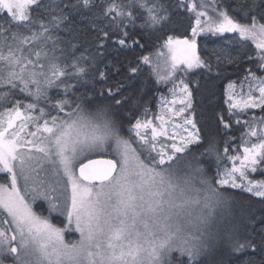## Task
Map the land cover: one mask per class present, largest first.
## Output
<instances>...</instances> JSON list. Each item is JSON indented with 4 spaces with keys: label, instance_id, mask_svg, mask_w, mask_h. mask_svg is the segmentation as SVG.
<instances>
[{
    "label": "snow or ice",
    "instance_id": "snow-or-ice-1",
    "mask_svg": "<svg viewBox=\"0 0 264 264\" xmlns=\"http://www.w3.org/2000/svg\"><path fill=\"white\" fill-rule=\"evenodd\" d=\"M138 3L147 12L141 27L155 28L170 18L168 8L160 0L150 4L146 0H129L126 6L117 5L112 0L103 8L102 15L108 17L115 13L110 23L114 31L122 33L114 41L121 48L139 44V40L131 39L126 30L128 24H135V20L140 18L134 15ZM93 6L92 0H75V3L71 0H49L48 3L44 0H0V12L6 13L7 20L6 27L0 25V87L8 89L0 93V101L9 102L17 88L34 101H39L46 98L47 88L59 87L63 83L69 73L67 66H61L60 56L56 55V42L53 41L50 50L44 45L53 39L51 29L59 28L67 21L70 11ZM179 6H186L189 11L197 8L191 0L187 5L181 0ZM33 7L43 9L50 19H34L31 14ZM124 7L129 11L125 12ZM211 11L215 16H209L207 11L196 12L192 39L169 36L164 42L168 64L164 69L166 75H161L158 68L153 69L157 82L173 80L177 71L211 70L213 57L218 64L225 60L232 62L231 53L225 54L223 49H213L207 57H202L195 40L200 32L213 35L239 33L241 38L250 39L255 44L260 60L264 61V23H259L257 15L253 14L258 12L260 20H264V0L259 4L255 0H242L231 9L245 20L250 17V23L239 22L229 9L221 8L219 4ZM37 25L39 31L35 30ZM120 25L125 28L121 29ZM97 31L100 32L96 37L100 42L97 47H104L112 32ZM25 32H30V35H25ZM41 41L43 43L34 48V44ZM89 59L94 60L95 57H86L83 52L74 57L71 75L78 78L86 75V68L81 64ZM142 61L150 64V57L144 56ZM260 68L264 69V63ZM139 70L140 64H137L130 66L128 72L135 75ZM131 75L126 78L130 79ZM99 76L103 81L106 74L100 71ZM249 77L257 82L259 96H253L250 91L246 99L230 97V110L259 107L264 111V77H256L251 70L246 79ZM180 84L183 87L174 84L170 91L175 96L178 89L182 97L179 103L186 107H181L178 112L169 108L168 112L173 116H181L192 106L189 85L183 80ZM64 87L67 92L70 86L65 84ZM123 88V82L118 81L115 88L109 86L106 93L102 90L101 97L113 103L108 107H96L95 111L84 107L92 104L94 97L91 95L77 97L75 101L66 98L56 100L50 106L57 113H64L65 108L73 103L76 106L64 117L50 116V119H44L43 124L39 121L49 115L44 108L39 109V116L31 115L37 103L23 104L17 100L0 112V172L7 174L5 183H0V210L6 213L0 219V264H5L6 260L11 264H203V259L222 243H226L232 264H264V228L247 235L238 231L227 235L212 231L209 219L212 212H204L210 204L204 203L201 207L199 193L203 189L194 185L197 175L201 185L211 184L203 178V167L198 159L194 158L197 166L192 170L193 175L183 180L171 169L177 154H186L191 147L201 143L194 120L187 118L183 125L174 124V128H183L186 135H179L177 143V133H173L170 150L167 145L158 150L157 138L168 135L164 116H155V120L160 121L159 129L152 119L142 121L137 118L129 128L138 137L139 148L133 147L131 139L121 135L123 126L117 115L109 111L128 99H116ZM176 102L175 99L172 101L173 104ZM221 122L224 128L230 127L223 119ZM261 123H264V117L256 124H250L247 133L259 143L244 147L243 157L228 156L234 163L231 169L226 168L223 173L218 171L221 178L216 180L217 185L246 187L248 192L264 197V190H261L264 189V181H248V186L236 182V173L241 179H246L247 168L255 172L258 166L264 165V127L260 126ZM30 124L34 125L35 131L26 132ZM149 128L151 139L147 131L141 132V129ZM26 136L30 138L26 139ZM106 143L114 144L119 159L80 163L77 176L75 162L79 156L85 151L102 148ZM145 151L148 156L142 158ZM206 153L214 154L218 163L223 160L215 146H210ZM227 153L225 148L224 154ZM237 160L239 166L235 163ZM41 173L43 178L37 179ZM21 179L24 180L23 191L19 187ZM58 188L62 189L61 195L52 196L51 193ZM69 189L70 197L66 194ZM218 191L212 190L213 198ZM213 198L206 197V200H212L211 206L222 203ZM38 199L47 202L49 213H66L68 226L74 224L80 234L79 241L65 243L64 230L33 210L29 201ZM195 208H201V214L195 217L194 222L192 213Z\"/></svg>",
    "mask_w": 264,
    "mask_h": 264
},
{
    "label": "trees",
    "instance_id": "trees-1",
    "mask_svg": "<svg viewBox=\"0 0 264 264\" xmlns=\"http://www.w3.org/2000/svg\"><path fill=\"white\" fill-rule=\"evenodd\" d=\"M44 2L48 3L49 0H44ZM71 2L75 3V0H71ZM92 2L94 6L90 9L70 11L67 21L62 23L59 28L51 29L50 35L53 39L48 40L49 46L47 49L50 50L53 47V41L56 42V55H60L61 66H67L66 71L69 76L63 79V83L59 87H53L49 91L47 99L39 104L37 103L38 106L49 113V115H46L47 117L53 114L60 115L61 113H57L50 106L56 100L66 98L75 101L77 97L91 95L94 97L92 104L84 105V107L90 111L91 109L95 111L96 107H108L113 103L106 97H101L102 90L106 93L109 86L115 88L116 83L122 81L124 88L116 96V99H121V97H128V99L119 107H111L109 111L110 113L123 114L126 123H120L123 126L124 138H130L133 147L139 148L138 137H136L134 131H129L130 126L136 122L137 118L142 121L152 119L154 126L159 129L155 120L156 106L162 99L166 98L165 95L170 94V89L173 88L174 84L179 86L177 83L183 80L184 83L189 85L192 92V106L188 110V114L197 125L201 143L191 147V150L186 154H177L178 158L173 161L171 169H178L184 179L188 178L193 175L192 170L197 166L196 159H198L199 164L203 167V178L211 182L210 186H195L203 189L200 193L204 195L205 202L210 204V207L205 208L204 212H212L209 217L210 222L217 220V223H219L220 217L225 215L223 223L213 227V232L227 235L229 232L238 231L241 235H247L251 231L258 232L261 228H264V197H255L248 191H244V187L233 188L216 184L218 171L232 168L234 162L229 160L228 156L243 157L244 147H251L253 143H259L255 137H250L247 133L250 124L254 125L264 117V111L259 107L243 110L239 108L230 110L229 108L232 103L230 97L242 100L249 95L250 91L252 95L255 93L257 82L250 77L246 79L249 70L256 77H264V69L260 68L264 61L260 60V53L255 44L250 39L241 38L239 33L213 35L208 32H200L195 40L197 51L202 57H207L213 49H223L225 54L231 53L232 62L225 60L218 64L213 57L211 70L198 68L186 72L177 71L173 80L161 82H157V75L153 71L155 68L153 65L154 58L157 55L160 57L167 55L163 45L169 36L174 39L193 38L192 28L196 26V12L207 11L209 16H215L211 8L219 4L221 8L229 9L230 14L234 15L239 22L250 23V17L245 20L242 15H236L231 11L242 0H191L192 3L197 5L196 11H189L186 6L180 7L181 0H160L168 8L170 18L155 28L141 27L147 12L141 9L138 3L134 15L140 18L135 20V24H128L126 30L129 32L131 39L139 40V44L126 49L114 43L122 34L119 31H114L112 23H110L115 13L108 17L102 15L103 8L107 7L112 0H92ZM140 2H145V0H140ZM146 2L150 4L154 0H146ZM183 2L187 5L189 0H183ZM255 2L259 4L261 0H255ZM115 3L126 6L129 0H115ZM201 4L205 7H200ZM124 11L127 12L129 9L124 7ZM31 14L34 19L37 17H43L46 21L50 19L43 9L33 7ZM253 14L257 15L259 23H264V20H260L258 12ZM2 22L4 24H1ZM0 25L7 26L6 13L4 12H0ZM120 27L121 29L125 28L124 25H120ZM98 29L112 32L111 38L106 41L104 47H97L100 43L96 39L100 35ZM35 30L39 31V25L36 26ZM25 35H30V32H25ZM82 52L86 57L91 55L95 59H89L81 64L82 67L86 68V75L78 78L71 75L74 72L71 65L73 58L79 57ZM144 56L150 57V64L143 63L142 57ZM137 64H140L139 72L131 75L128 72L129 67H135ZM160 70L161 75H166L163 69ZM100 71L106 74L103 81L99 76ZM130 75V79L126 78ZM65 84L70 86L67 92L65 91ZM230 85L232 88H230ZM7 90L6 88L0 89V93ZM15 100L32 101L31 97L16 89L9 102L0 101V111L9 107ZM226 101L228 102L226 103ZM73 106H76L75 103L71 107H66L65 110L68 111ZM32 113L39 114V110L34 109ZM222 119L230 124L229 128H224V124L221 122ZM260 126L264 127V123H261ZM150 130L149 128L141 131L149 132ZM157 140L158 150L159 147L165 145L169 146L170 150L172 141L165 135L159 136ZM210 146H215L223 157V160L219 163L214 154L206 153ZM225 148L228 149L227 155L224 154ZM93 153L95 154L84 153L79 157L80 163L98 157L115 160L112 152H108L109 155L104 152ZM201 153L206 154L201 155ZM147 156L148 152L145 151L142 158ZM235 163L239 166V160ZM198 179L200 177L197 175L195 180L198 181ZM5 181L6 176L0 174V183H5ZM248 181H264V165L258 166L255 172L251 168H247L246 179H241L239 173H236L237 183L248 186ZM213 189L219 190L215 198L212 194ZM206 197L219 199L222 203L211 206L212 200H206ZM36 205L37 207H43L44 212L48 211L44 200ZM194 211L195 214L201 213V208H195ZM49 214L53 218L59 217L62 220L65 218V215L61 213ZM0 219H3V217H0ZM65 234L67 239L70 234L67 231ZM256 259H260L259 255L256 256ZM222 261L223 264H232V257L227 254L226 243L219 244L208 257L203 259V264H221ZM5 264H11V261L6 260Z\"/></svg>",
    "mask_w": 264,
    "mask_h": 264
},
{
    "label": "rangeland",
    "instance_id": "rangeland-1",
    "mask_svg": "<svg viewBox=\"0 0 264 264\" xmlns=\"http://www.w3.org/2000/svg\"><path fill=\"white\" fill-rule=\"evenodd\" d=\"M206 5H208V4H206ZM202 19H203V18H202ZM1 24H4V23L2 22ZM40 43H43V41L34 44V48L39 47V46H40ZM48 46H49V42L47 41V43L44 45V47H45V48H48ZM165 52L167 53V49H166V48H165ZM58 56H60V55H58ZM167 64H168V56H167V55H166V56H163V57H160L159 55H157V56L154 58V60H153V65H154V67H155V68H158V69H163V70H164V69L166 68ZM177 84H179V87H183V85L180 84V82H178ZM52 88H53V87L47 88V91H46V98H47V96H48V94H49V91H50ZM230 88H232V87H230ZM0 89H5V88L0 87ZM15 90H16V89H15ZM15 90H14V91H15ZM17 90L19 91V88H17ZM19 92H20V91H19ZM22 94L28 96L27 93H22ZM165 96H166V98L162 99L161 102L157 104V106H156L155 116H157V115H163V116H164V119L167 121V123L165 124V130H166L167 133H168V135H165V136H166L169 140H171L170 137L172 136V134H173V133H177V136H176V142L178 143V142H179V135H181V134L186 135V133L184 132V129H183V128H174L173 125H174V124H175V125H183V124H184V119L190 118V117H189V114H188V113H189V111H188L189 109H188L185 113H183L181 116H173L171 113L168 112V109H169V108L174 109L175 111L178 112L179 109H180L181 107H186V105H181V104L179 103V100H180L182 97H181V95H180L178 89H177V93H176L175 96H173V93H172L171 91H170V94H167V95H165ZM253 96H256V97L259 96V92H258V90L255 91V93L253 94ZM29 97H30V96H29ZM46 98H41L39 101H34L33 98L31 97L32 101L27 100V101H21V102H22L23 104H28V103H38V104H39L40 102H43V100H45ZM246 98H247V97H245L244 99H246ZM174 99L177 101L175 104L172 103V101H173ZM15 101H17V100H15ZM15 101H13L12 104L15 103ZM165 101L167 102L166 104H165ZM12 104H11L9 107H11ZM38 104H37V108H36V110H39V109H40V107L38 106ZM72 108H75V106H73ZM72 108H71V109H72ZM4 109H5V108H4ZM4 109H2L0 112H3ZM71 109L68 110V111L65 110L64 113H61V114H60V116H61V117H64L65 113L70 112ZM91 111H92V109H91ZM50 112H51V111H50ZM52 113H53V112H52ZM115 114H116V113H115ZM31 115H32V116H39V115H40V112H39V114H33V113H31ZM55 115H59V114H53V115H51V116H55ZM116 115H117L118 120H119L121 123H122V122L126 123L125 119L123 118V114H122V113H118V114H116ZM44 119H50V117L45 116L43 119H41V120L39 121V123H40V124H43ZM156 122H157L158 126H160V121L156 120ZM123 125H124V124H123ZM31 127H32L33 129H32ZM185 127H189V128H190V126H185ZM141 130H142V129H141ZM28 131H35V127H34L33 124H30L29 127L26 129V132H28ZM141 132L143 133V132H145V131H141ZM123 134H124V132H121V135L124 137ZM147 135H148V137L151 138V130H150L149 132H147ZM28 138H30V137H27V136H26V139H28ZM171 141H172V140H171ZM157 142H158V140L156 141V143H157ZM161 144H164V143H161ZM93 152H104V153L112 152V153H113V156L115 157V160H118V159H119V156L117 155V153H116V151H115V146H114V144H112V143H106L102 148H99V149H96V150H93V151H85L84 153H85V154H88V153H89V154H95V153H93ZM84 153H83L82 155H84ZM109 154H110V153H108V154H106V155H109ZM82 155H81V156H82ZM111 155H112V154H111ZM81 156H79V157H81ZM79 163H80V159L78 158V160L75 162V168H76V166H77ZM172 171L174 172V174H175L178 178H180L181 180L184 179V177L181 175V173H180V171H179L178 169H174V168H172ZM219 172H220V173H223L224 170H221V171H219ZM0 174H1V175H5V176L7 177V174H6V173L0 172ZM41 178H43V173H41V175H40L39 177H37V179H41ZM219 178H221V177H220L219 175H217V179H219ZM194 182H196V183L194 184L196 187H198L199 185H201V184L199 183V179H198V181H197V180H194ZM65 183H66V178H65ZM29 185L31 186V182H29ZM225 186H230V187H232L231 184H229V185H225ZM19 187L21 188V191L24 190V180H23V179H21V180L19 181ZM261 190H264V189H261ZM244 191H247V190H246V187H244ZM61 192H62V189L58 188L57 191L52 192L51 195L54 196V197H58V196L61 195ZM249 193H250L251 195L255 196V197H260V196H256V195H255L254 193H252V192H249ZM66 194L70 197V189L68 190V192H67ZM192 195L195 196L196 194H195V193H192ZM199 198H200V200H201V204H202L201 206L203 207V204L206 203V202H205L204 195L201 194V193H199ZM42 201H43V199H38V200H35V201H31V200H30L29 202L31 203L33 210H34L37 214L47 217L48 220H49V222H50L51 224H53V225H54L55 227H57V228H61V229L64 230V231H63V238H64L65 243H69V244H70V243H74V242L79 241V239H80V234H79V232H77V231L75 230V225H74V224H73L72 226H70V227L68 226V221H67L66 213L64 214V215H65V218H64L63 220H62L61 218H59V217H55V218H53V217H51V215L48 213V211L44 212L43 207H37L36 204L39 203V202H42ZM44 203L46 204L47 209H48V204H47V202L44 201ZM69 203H70V201H69ZM58 213H59V212H55V213H53V214H58ZM200 214H201V213H197V214H195V211H193L192 215H193L194 222H195V217H198ZM3 215H6V213H3L2 210H0V217H3V218H4ZM224 216H225V215H222V216L220 217V219H219V223H217V220H212V221L210 222V223H211V227H212V231H214V230H213V227H217L219 224H222V223H223V221H224ZM222 227H223V226H222ZM66 231H67V233L69 232V234H70V236H68L67 239L65 238V235H66L65 232H66Z\"/></svg>",
    "mask_w": 264,
    "mask_h": 264
},
{
    "label": "water",
    "instance_id": "water-1",
    "mask_svg": "<svg viewBox=\"0 0 264 264\" xmlns=\"http://www.w3.org/2000/svg\"><path fill=\"white\" fill-rule=\"evenodd\" d=\"M103 159H110V158L98 157V158H92V159H89V160H103ZM87 161H85L83 163H87ZM78 169H79V165L76 167V174H77V176L79 175ZM93 183H97L98 184L97 181H94Z\"/></svg>",
    "mask_w": 264,
    "mask_h": 264
}]
</instances>
